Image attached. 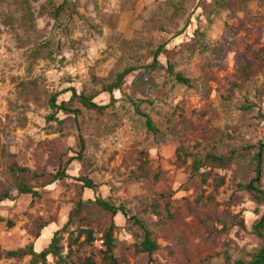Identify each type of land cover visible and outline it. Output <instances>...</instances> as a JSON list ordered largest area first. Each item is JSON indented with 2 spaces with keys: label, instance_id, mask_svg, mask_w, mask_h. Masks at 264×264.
<instances>
[{
  "label": "rangeland",
  "instance_id": "rangeland-1",
  "mask_svg": "<svg viewBox=\"0 0 264 264\" xmlns=\"http://www.w3.org/2000/svg\"><path fill=\"white\" fill-rule=\"evenodd\" d=\"M44 1L33 3L35 15L29 18L21 0H0V194L12 196L0 201V264H31V255L7 252L31 244L36 250L47 247L80 199L86 219L76 216L63 233L65 253L70 235L92 228L97 240L78 250L73 245L72 259L93 253L102 264L101 238L111 216L88 201L98 196L125 205L146 223L159 244L158 264H223L225 251L232 261L248 258L264 243L252 233L264 205L237 184L256 176L252 154L264 141V0H190L192 25L170 40L161 56L163 64L172 61L194 80L190 88L174 84L163 69L141 67L179 22L168 16L169 0H77V13L58 19L52 7L48 13L40 10ZM196 29L206 34V47L193 52ZM34 49L40 50L38 57ZM130 64L140 69L127 77L124 93H115V106L105 113L84 112L85 157L68 162L77 156L80 132L72 116L61 115L62 123L47 119L49 97L72 84L106 103L109 95L95 77ZM127 94L144 100L140 108L152 116L158 133L147 130ZM180 146L203 157L250 147L239 150L229 166L206 165L204 183L192 173L193 157L185 163L178 158ZM143 160L149 175L136 180L132 172ZM61 162L71 176H88L97 187L74 179L48 184L50 176H29L41 194L34 197L19 191L10 170L18 163L42 174ZM260 181L264 187V154ZM115 221L121 263L148 264L147 254L136 251L141 228L121 214Z\"/></svg>",
  "mask_w": 264,
  "mask_h": 264
},
{
  "label": "trees",
  "instance_id": "trees-1",
  "mask_svg": "<svg viewBox=\"0 0 264 264\" xmlns=\"http://www.w3.org/2000/svg\"><path fill=\"white\" fill-rule=\"evenodd\" d=\"M39 0H21L24 5V8L27 10L29 18L34 17L35 11L33 10V3ZM78 5L77 0H45L44 3L40 5V10L48 13L49 6L52 7V15L55 19L61 18L65 13H69L70 16H73L74 13H77L76 7ZM167 6H170V13L168 16L174 15L175 19L178 22L175 30L169 28L167 39L160 43L155 49L150 50V57L152 58L150 63L142 64L141 67L146 72H153L160 69L165 70L167 75L171 78V81L174 84H181L187 87L194 86V80L187 76L184 72L176 70L175 64L172 61H168L167 64L161 62V56L167 53L166 46L170 40H173L185 33L186 30L192 25V11L188 12L190 9V0H169ZM185 18V20H184ZM33 19V18H32ZM195 38L191 44L192 51L195 52L197 49L201 51L205 49L204 32H201L199 29L195 30ZM203 47V48H201ZM33 56L38 57L40 55L39 49H34L32 52ZM136 55V54H135ZM140 69V66L137 64L126 65L120 70H113L108 77L106 78H96L97 82L101 83L102 89L105 93L109 95V100L106 103H100L96 101L97 93L92 92L87 89L80 90L76 85H69L64 87L54 94H52L48 99V105L51 109L50 114L47 119L49 121L64 122V118H61V115L72 116L75 120L78 131V145L79 150L76 152L77 156H73L69 159L68 162L73 160H83L84 152L86 149V140L84 139L81 131V117L87 110H93L97 113H105L107 109L114 107L117 101L116 92L119 91L121 94L124 93L123 87L126 82V79L133 72ZM70 82V81H69ZM71 83V82H70ZM66 95L65 98L59 99L60 96ZM125 99L133 107L135 112L144 119L145 127L149 132L158 133L160 130L155 124L152 116L140 108V105L144 100L134 98L130 95H126ZM150 102V101H149ZM248 109L251 108L247 106ZM260 116L264 118V114L260 112ZM250 146H242L241 148L235 147L232 148L229 152L217 153L209 151L206 155L200 156L196 153L189 151L184 146L178 148V158L184 163L189 157H193V162L191 164L193 175H199L200 179L206 183L207 175L203 169H206V165L212 164L216 165L219 168H224L231 165L240 157L238 154L241 149H248ZM263 154H264V141H260L257 145V151L252 154V164L254 165V170L256 176L248 182H239L237 185L240 189L246 191L250 197L257 202L258 204L264 205V187L260 181V175L262 173V164H263ZM147 162L143 160L142 167L137 171H133V177L136 180L145 179L149 175V171L146 169ZM11 172L16 175L18 178V189L22 194H32L34 197L41 196L40 192L36 190L31 183L29 182V176L31 177H45L50 176L48 184H52L59 181H66L67 179H74L78 182H82L84 187L95 189L97 184L95 181L88 176H71L68 173L67 166L60 163L57 170L54 172L44 171L42 174H39L36 170L27 167L21 166L18 163H14L11 168ZM11 194L8 192L0 194V201L6 198H11ZM203 198V197H202ZM90 203L97 205L102 211L108 213L111 216V221L109 225L104 229L102 236L104 248L100 250V255L102 256V264H122L121 260L116 256L115 249L117 248L118 239L116 237V230L118 228L115 221V217L119 214L123 215L127 221L133 222L134 225L139 226L143 231L142 240L136 244V251L138 253H146L148 257V264H158L157 260L154 258V253L159 249L158 242L153 238L152 232L147 227L146 223L136 215L131 214L130 210L125 205H117L105 198L100 196L96 197L95 200H88ZM85 201L80 199L71 211L69 215V220L63 224V226L56 230L47 247L36 250L34 244L29 245L27 248L20 250H11L7 254L13 257L22 258L24 255L29 254L32 256L31 264H49V259H53L54 264H99L95 258V255L91 253L85 258H79L73 260L72 256L74 253L73 245H78L77 250L82 248L84 245H89L94 243L97 240L95 231L92 228L81 227L77 229V235L73 234L69 236L68 239V252L65 253L66 246L62 243L64 238L63 233L68 229V227L74 222L75 217H79V221L83 222L86 219L84 216H81L83 208L85 206ZM259 212V209L257 210ZM236 219V225L245 228L244 220ZM225 228V226H224ZM252 233L261 238L264 241V213L260 219H257L252 226ZM41 236V237H40ZM84 236V240L80 241V238ZM42 239L43 234H37L36 238ZM225 262L223 264H264V243L256 248L254 251H251L247 254L248 258H238L232 261V256L229 252L225 251Z\"/></svg>",
  "mask_w": 264,
  "mask_h": 264
}]
</instances>
